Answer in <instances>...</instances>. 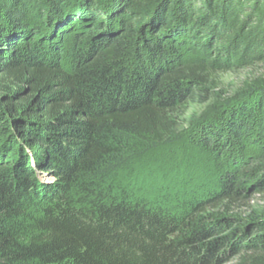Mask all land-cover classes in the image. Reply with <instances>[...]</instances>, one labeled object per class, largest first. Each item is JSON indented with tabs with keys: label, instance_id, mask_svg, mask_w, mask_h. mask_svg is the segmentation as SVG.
I'll use <instances>...</instances> for the list:
<instances>
[{
	"label": "trees",
	"instance_id": "obj_1",
	"mask_svg": "<svg viewBox=\"0 0 264 264\" xmlns=\"http://www.w3.org/2000/svg\"><path fill=\"white\" fill-rule=\"evenodd\" d=\"M260 62L264 0H0V264H264V79L210 90Z\"/></svg>",
	"mask_w": 264,
	"mask_h": 264
},
{
	"label": "rangeland",
	"instance_id": "obj_2",
	"mask_svg": "<svg viewBox=\"0 0 264 264\" xmlns=\"http://www.w3.org/2000/svg\"><path fill=\"white\" fill-rule=\"evenodd\" d=\"M263 79L264 62H260L254 66L242 67L215 76L210 90H212V94L215 92L216 94L230 97L243 89L245 85ZM205 106L206 104L193 102L189 105V108L184 114L180 116L182 126L181 133H185V139H187V137L190 138L187 133L190 131V127L194 125L196 119L203 113ZM184 142H186V140ZM188 148L189 147L184 151L183 146L175 141L172 145L163 146L154 151V153L147 155L148 157L142 158V166L137 168L135 173L139 175L138 181L149 182L150 184H153L152 182H156L157 184L168 182L177 178L176 171L179 168L194 167L193 170L197 171L200 167H205V161L200 158V155ZM263 209L264 196L253 195L245 206L236 210L235 214L246 217L249 214L262 211ZM238 261L239 257L232 253L222 264H238Z\"/></svg>",
	"mask_w": 264,
	"mask_h": 264
}]
</instances>
